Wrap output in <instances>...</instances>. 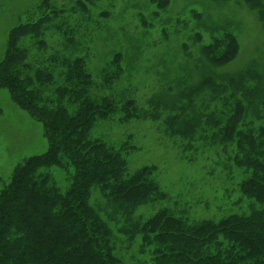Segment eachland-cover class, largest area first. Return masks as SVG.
<instances>
[{
  "label": "rangeland",
  "instance_id": "rangeland-1",
  "mask_svg": "<svg viewBox=\"0 0 264 264\" xmlns=\"http://www.w3.org/2000/svg\"><path fill=\"white\" fill-rule=\"evenodd\" d=\"M255 1L257 10L248 0H0V59L21 25L14 74L35 76L26 84L41 98L86 78L100 100L117 98L101 103L91 138L122 154L124 178L139 174L157 190L131 218L89 198L124 264H154L158 242L143 243L141 226L161 211L195 225L258 206L244 192L264 163V1ZM74 59L85 63L81 79ZM198 83L207 86L196 93ZM37 121L0 87V190L47 149Z\"/></svg>",
  "mask_w": 264,
  "mask_h": 264
},
{
  "label": "trees",
  "instance_id": "trees-1",
  "mask_svg": "<svg viewBox=\"0 0 264 264\" xmlns=\"http://www.w3.org/2000/svg\"><path fill=\"white\" fill-rule=\"evenodd\" d=\"M248 1L257 10L256 1ZM15 27L0 59V87L9 89L17 105L41 123L48 144L45 151L27 156L0 190V264H124L110 243L109 224L100 213L103 206L93 205L89 198L93 193L101 195L113 214L120 210L131 218L135 207L157 190L139 174L124 178L122 154L107 148L101 139L91 138L94 121L106 116L101 103L115 96L100 100L88 92L91 79L73 87L69 76L66 83L75 91L64 84L41 98L38 87L26 84L35 76L14 74L23 60L20 52L11 49L17 39L14 34L22 29L19 24ZM84 64L75 67L80 79ZM45 76L50 79L47 83L57 79L46 72ZM115 80L107 83L115 85ZM195 86L198 93L207 85ZM249 152L256 154L252 148ZM256 166L244 184L245 194L258 202L249 213L195 225L184 224L180 216L167 211L147 220L141 226L143 243L158 242L153 263L264 264V163Z\"/></svg>",
  "mask_w": 264,
  "mask_h": 264
}]
</instances>
